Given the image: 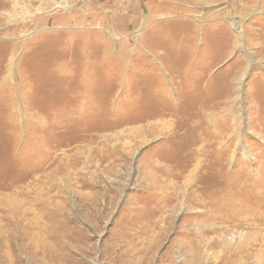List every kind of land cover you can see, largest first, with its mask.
<instances>
[{
  "label": "rangeland",
  "instance_id": "rangeland-1",
  "mask_svg": "<svg viewBox=\"0 0 264 264\" xmlns=\"http://www.w3.org/2000/svg\"><path fill=\"white\" fill-rule=\"evenodd\" d=\"M198 244L264 264V0H0V264Z\"/></svg>",
  "mask_w": 264,
  "mask_h": 264
},
{
  "label": "bare ground",
  "instance_id": "bare-ground-1",
  "mask_svg": "<svg viewBox=\"0 0 264 264\" xmlns=\"http://www.w3.org/2000/svg\"><path fill=\"white\" fill-rule=\"evenodd\" d=\"M26 220H28V219H26ZM39 222V221H38ZM177 244H178V242H177ZM183 244H179V246L177 247H175V248H179V247H181ZM184 246H186V245H184ZM186 250H187V252L189 253V255H190V257H191V259H190V261H189V263L190 264H192V261L193 260H195L196 258H197V255L199 254V244L197 245V248L196 249H194L193 250V247H190V246H187V248H186ZM180 251V250H179ZM173 254V253H172ZM262 257V256H261ZM168 260H169V264H174L173 263V260H172V255L171 254H168ZM224 262H229V263H226V264H230L231 262H230V260L228 259H226V260H224ZM188 263V264H189Z\"/></svg>",
  "mask_w": 264,
  "mask_h": 264
}]
</instances>
